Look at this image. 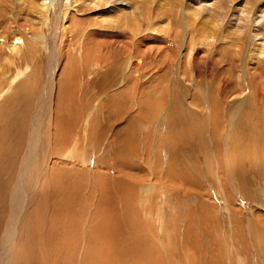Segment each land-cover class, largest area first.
Instances as JSON below:
<instances>
[{
	"label": "rangeland",
	"instance_id": "rangeland-1",
	"mask_svg": "<svg viewBox=\"0 0 264 264\" xmlns=\"http://www.w3.org/2000/svg\"><path fill=\"white\" fill-rule=\"evenodd\" d=\"M9 1L14 3L12 0H5L3 4H9ZM75 4L74 6L78 9L72 13L70 12L67 22L65 20L60 23V25L62 23L63 24L60 26L57 41L60 51V60L58 61L59 67L57 70V73H59L56 78H58L57 80L65 79L67 77V72L72 74L75 73L76 75L79 67H75V65L78 61L83 62L85 60V53L90 52V54H93L95 52V55L92 56V61L89 63L92 64L91 67L88 68V70H90H84L87 71V84L89 81L92 87L84 88V81L81 83L77 81L76 83L79 84L75 85L77 87H72V89L69 87L71 85H64L67 86L65 88V93L68 94V100L64 98L61 100L60 97L58 98V95H56V101H54V107L52 109V116L53 113L54 116L53 120H51V128L54 132V140L51 142V149L57 156L56 158L52 156V165L53 167L56 166L57 168H61V164L63 162L64 166L62 165V168L65 166L74 168L76 164L78 165L81 164V162H84L80 168L85 169L83 171L89 172L87 174L89 176V181L79 178V183L86 188V192L83 195L85 202L88 201V212H92V215L93 208L101 211L103 209V202L109 200V203H106L105 221L107 220L108 215L109 218L112 215L113 219L109 228L106 229L105 232H103V229L101 228L96 230L98 235H106L107 237L117 239V236L111 234L110 231L113 226L118 225L117 217L122 215L121 218L123 221L121 222L122 225L118 232H132L133 236L130 240H133V245H137L135 236H138L140 246L138 245L135 247L137 251L143 249L144 252L149 250L153 252L149 258H146V260L142 258L138 261L135 260V262L132 261L131 264H148L150 259L151 262H153L156 258L154 256V250L158 253V258L156 259L160 260L164 259L166 257V253H168V264H180L179 262L182 260L185 261V264H264V252H262L264 251L262 250L264 249V239L262 238L261 240H258L259 243L257 240L251 241L252 233H258V229L264 228L262 225L264 224V210L262 211L261 209H264V203H262L264 202V176L262 175L258 177L260 180L258 182L259 184H257L254 188V186H245L246 183H244L242 180L243 178H241L243 174L240 173L239 175L238 173V177L241 181V192L239 185L238 188L232 186L226 172V164L224 160V140L230 139L228 124L234 119V114L237 108L241 105V100L236 101L235 99L237 92H241V88L236 85L234 78L238 79L240 68L237 64H240V60H242L241 58L243 56H237L238 52L236 51V47L231 46L233 42L229 47L227 44L230 43L229 41L224 42L226 44L221 41L224 38H234L233 40H235L238 37H242L246 40L247 36L239 35L231 31L229 28L231 26L230 19L225 20L222 25L219 24V27L217 28L218 30H215L216 28L213 27L214 29H212V34L216 36L217 41V45H215L214 49V56L217 58L220 57V60H217L214 57V59L209 62L210 65L206 62L208 65L207 69L205 64L203 65L204 60L198 62V58L196 60L194 59V67L192 68V72H190L188 69H184L186 67L183 65L185 58H178L181 62H183L181 64L177 61V57L181 55L179 52L180 48H182L181 46L185 48L190 42L189 39H191L183 37L185 35L181 28L182 21L180 17L182 16L183 11V9H181L182 6L181 8L180 6H172L170 10L165 13L163 12V14H161V12L157 9L153 10L151 14L146 12L148 20L140 25L141 27L137 34L135 33L134 41L131 42L132 48L128 49L127 53L133 50V58L135 60L144 57V53L154 51L155 54H151L143 58L145 64L143 67L149 66L150 68L147 70L152 74V76L148 78L149 80L145 79L143 76L141 78L142 80L136 77L137 80L140 81L139 85L134 89H125L124 85L127 83H120L121 74L107 75L108 72L106 73V69H102V65L104 68L107 66L106 63L109 62V52L106 50L107 46H109V42L108 39L105 40L104 37L117 34L120 38L128 41L132 37V34H130L127 30L128 25L115 31L111 28H102L98 24H94V19L92 17L93 12L90 9H87L84 0H75ZM20 7L21 8H19V10L23 8L22 5ZM102 8L106 9L108 7L102 4ZM194 8L196 7L194 6ZM23 9L27 10L24 12H28L29 10L26 9V7ZM112 9L113 7L110 6V8H108V14L102 16L104 21L109 22L111 20L108 18V15L114 12ZM202 10L203 9H201V11ZM203 11L204 12H200L201 15L208 14L207 11L206 13L205 10ZM51 12L53 13V10H51ZM124 12L129 11L122 10L119 13ZM50 16L52 17L51 13ZM21 19L15 24L11 23V21L9 22V20H7L4 24L0 23V34H8L9 32H12L14 28H18V26L20 29L26 30L33 25L32 27L36 29H34L35 32L41 30L37 24L31 23V21L24 22ZM233 19L235 20V18ZM65 24L66 26H69L67 33ZM160 24L162 27H160L161 30L156 29L159 28L158 26H160ZM196 24L199 25L197 26ZM153 25H156V28ZM208 26L209 24L203 26L196 21L191 27V32L194 35L203 34L201 28ZM152 28L155 29L153 30ZM163 28L166 29V33H160V31H163ZM197 28H199V33L197 32ZM48 29L49 28L46 26H43L42 28V33L45 37L48 36ZM116 39L121 41L118 37ZM31 40L29 46L33 45L35 49H31V55L28 56L27 54L22 58L26 61V58L28 57L27 60L33 61L32 63L35 64L32 65L31 78L27 82L20 85L17 93L11 91L8 92V94L11 95L10 97L13 99L11 101H15V104L16 101L19 103L20 100L22 104L24 101H28L25 105H21L22 108L16 104L15 109H11L19 112L20 114L17 118L22 119L19 121L17 118H13L11 114L10 121L5 122L6 125H4L3 122L0 123L3 128L6 127L5 131L1 130L3 128H0V134L3 136L5 135L4 137H6L7 141L6 144L5 140H0V150L3 149L1 150L2 152L0 151V166L2 163V166L4 165L3 167H0V173H2L0 175V181H2L0 184L4 185H0V202H2L0 204V264L4 263L8 223L13 217L15 218L13 225L14 231L12 232L11 229L8 233L13 235V238L8 244V246L12 244V250L10 251L11 259L7 264H16L17 261H27L32 258V253L27 248L26 229L29 227L28 222L36 216L33 215V213L38 207L33 205L37 201H35L30 207L25 206L21 211L22 214L12 215L13 197L16 192L21 174V164L25 155V147L23 148L22 146L26 145L27 147V143L29 141L28 139L30 138L29 135L32 133L33 128L32 122L33 114L36 110L35 104L40 91L47 85L45 83L48 77L46 73L47 71L45 70L48 63V55L46 51H44L46 50L44 47L45 43L34 39ZM68 40H70V42ZM246 43L245 53L243 52L244 56L246 55V51L249 47V40H247ZM79 45H82L84 49L82 55V50L79 49ZM110 52L113 54L115 53L112 49H110ZM156 54H158V56ZM72 56L79 57V59L77 61L72 60ZM1 58L4 59L2 50H0V61L3 62ZM122 59L111 61L112 65L114 63L121 64L122 70L120 71H123L126 63L125 59ZM231 61L232 63H229ZM211 63L215 71L213 80L207 78ZM93 64L97 67H94ZM10 67L13 71L15 70L14 65L12 67V64H10ZM176 67L179 68V71H177L176 74H181L182 78H184L181 80L182 83L177 82L176 80L174 81L173 76H175ZM186 70L187 73L185 72ZM229 70L232 72L230 75L232 76L233 81L232 78H230V82L228 83L229 86L226 88V99L224 100V98H222L221 100L217 87L220 83L221 76ZM193 72H195L197 84H189L188 80L192 81L191 74ZM249 75L250 73L247 74V77ZM129 77L135 76L131 75ZM185 80L186 82H184ZM206 80L207 82H205ZM212 82L215 83L211 84ZM231 82L235 84L236 90L232 89ZM176 83L178 86L176 85L175 87ZM209 83L210 85H208ZM185 84L187 87H183ZM253 85L255 87H259V83L257 81H253ZM59 87L60 85L57 86V89ZM198 87L200 89H198ZM83 88L84 90H82ZM260 89H262V86ZM260 93L264 95V91H261ZM87 94L88 96H85ZM231 94L234 95L231 97ZM72 95H75L76 99ZM117 95H120L121 97ZM263 95L261 99H263ZM83 96H85L86 102L81 101V97ZM116 96L117 98H115ZM58 100L61 102H72L71 104H65V112L70 113L69 108H71V110L73 109V112H79L80 109H83L80 110L83 120L87 117V114L91 112V115H89V121H86L85 126L83 127V123H77L74 124V129L72 130L69 124H64V133H60V131L55 129L58 122L57 113L60 104V102L58 104ZM214 103H216V105ZM236 103L238 104L236 105ZM84 104H86V106H84ZM218 104L220 106H218ZM208 105L209 108L207 109L206 107ZM225 105L227 107H225ZM232 105L234 107H232ZM216 106L219 107L220 112L217 115V112L214 110L215 113L213 117H211L214 112L212 111V113H210L212 107L215 108ZM249 107L250 105L246 103L243 108V126H246V123L248 124L253 121L252 116L250 115L251 108ZM251 107H253V105H251ZM254 108L260 111L258 114L260 118H258L259 121H261L262 110L260 109V106L257 108L255 105ZM163 112L169 115L167 119H163L165 116ZM216 116H219V125L212 122V118ZM259 121L256 117L255 123L257 130H260L259 127L263 126L259 123ZM201 126L205 130L201 129ZM60 129L61 126L59 127V130ZM200 129L205 131L204 135L202 132L201 134L199 133L201 131ZM22 130H24V136L27 135L26 137L19 134ZM76 130H78V132ZM9 132L13 133L10 134ZM74 132L78 135V138H75L76 141L73 143L72 136L70 143L68 144L67 138L73 135ZM211 132L214 133L210 136ZM223 133L224 137H221V134ZM243 133L244 131L239 129V139L237 143L240 140V135H243ZM207 136L213 138L209 139L213 141L208 142ZM24 138L27 140V143L26 141H23ZM66 143L67 146H65ZM260 145L259 139L255 146L259 149V151H256L258 155L260 153V149H262ZM14 149L20 150H17L16 153ZM64 152L66 155L69 154L67 156L69 163L72 162L70 160L74 159L72 165H65L64 162L67 160L65 159L64 161ZM4 157L7 158L8 161ZM72 157L73 159H71ZM243 157H245V155H243ZM258 158L260 160L258 161L257 159V161L262 164V157ZM11 162H13V164H11ZM216 166L219 167L217 168ZM51 171L52 170H50L49 174H46L43 178L41 198L43 197L44 202L46 193L45 190L48 185L47 179L51 176ZM97 171H100L99 174L102 176L104 174L105 178L103 177V180L108 179L106 187L99 188V178H97L95 174L98 173ZM122 174L124 176H122ZM109 175L110 177L113 176V178L110 179ZM3 177L6 178L4 179ZM217 179L220 180V183H218ZM137 180L138 182H136ZM135 182L136 184L134 185ZM72 184L75 185L73 182ZM1 187L5 188L1 189ZM82 190L83 188L81 187V192ZM3 196L4 198L7 197L8 201L6 200L7 198H2ZM131 196L134 197V200L132 201ZM135 196H137V199ZM114 199L116 200L114 201ZM7 202H9V205ZM247 204H249L250 207ZM261 204H263V207ZM91 205L94 207L92 208ZM107 205L109 206L108 211ZM258 205L260 207H258ZM113 207H115V209ZM257 207L260 211L256 210L258 209ZM246 208H248V210H246ZM251 208H256L255 211L259 215H257L258 217L255 216L256 212L252 211ZM240 209L242 210L241 212ZM249 209L251 210L250 213ZM245 215L247 218L250 215L251 219H247L246 217L244 218ZM85 216L86 215L78 218L79 223L85 220ZM134 216L137 217V219H135ZM126 217L128 220H126ZM254 218H258L257 221ZM65 219V216L57 215L56 213L43 215L42 224L37 229L38 244L36 245L34 251L37 255L43 251L50 252L54 249L63 248L67 245L68 237L66 235V231L68 225L65 223ZM129 219L132 220V222ZM252 219L253 221H251ZM89 221L91 225L94 226L95 221L91 216H89ZM254 222H257L258 224L260 222L262 226L260 224L258 226ZM244 227L248 228L245 230ZM250 228L251 230H248ZM247 230L248 232H246ZM139 233H141V235ZM247 235L250 237L248 238ZM238 236L242 240L239 239ZM133 237L134 239H132ZM144 237L146 239H144ZM113 239H111L109 247L107 244L105 253H108L110 248H112V246L116 243ZM188 241H190L189 245ZM236 249L238 250L237 253L235 251ZM258 250L260 251L258 252ZM123 254L124 252L120 253V256ZM145 254L149 255V253ZM259 256H261V258H259ZM131 257L137 259L136 256ZM221 258L225 260H223L225 263L222 262ZM227 259L229 260L227 261ZM68 261H71L74 264L77 259L75 257H71ZM118 262L119 264H123L119 259Z\"/></svg>",
	"mask_w": 264,
	"mask_h": 264
},
{
	"label": "bare ground",
	"instance_id": "bare-ground-1",
	"mask_svg": "<svg viewBox=\"0 0 264 264\" xmlns=\"http://www.w3.org/2000/svg\"><path fill=\"white\" fill-rule=\"evenodd\" d=\"M4 1L5 0H0V23L4 24L7 22V20H9V22L11 21V23L15 24L22 18L21 20L24 22L31 21V23L37 24L39 26V28H41V30L35 32L34 31L35 28L32 27L33 25L30 23L32 25L31 26L32 28L30 27V28H27L26 30H22L19 28L18 25H16V26H18V28H14L12 30V32H9L8 34L6 32H5L6 34H0V50H2V54L4 57V59L1 58L3 60V62L0 61V119H1L0 123L3 122L4 125H6L5 122L10 121L11 114H12L13 118H17L20 113L17 112L16 110H11V109H13V108L15 109L16 104L18 106H20V108H22L21 105H25V103L28 102L26 100L22 104V102L20 100L19 103L16 101V104H15V101H11L13 99L10 97L11 95L8 94V92L11 91V92L17 93L20 85L27 82L31 78L32 65H35V64L32 63L33 61L27 60L28 57L26 58V61L22 59L24 57V55L25 56L27 54H28V56L31 55V52H30L31 49H33V50L35 49L33 45L29 46L30 40L34 39V40H38L40 42L41 41L44 42L45 43L44 47L46 48V50H44V51H46V53L48 55L47 56L48 57V59H47L48 63L46 65V69H45L47 71L46 73L48 76L46 79V83H45L47 85H46V87H43V89L40 91L39 97H38L37 102L35 104L36 110L34 111V114H33V122H32L33 128H32V133L30 132L31 134L29 135L30 138L28 139L29 140L28 143H27V140H25V138L23 139V141H26L27 147H26V145L22 146L23 148L24 147L26 148V149L24 148V150H25L24 154L25 155H24V158H23L22 164H21V174H20V178H19L18 185L16 188V192H15L14 197H13L12 215L22 214L21 211L25 206L30 207V206H32V204L35 201H37L33 205V206L38 207L36 209V211L33 213V215H36V216L33 217L28 222L29 227L26 229L27 230L26 231L27 248L32 253V258L27 260V261H17L16 264H73L71 261H68V259L71 257H75L77 259V261L74 264H119L118 259L123 264H131L132 261L135 262V260L138 261V260H141L142 258H144L146 260V258H149L153 254V252H151L150 250L144 252L143 249H140L139 251L136 250L135 247L139 245L138 236H135V238L137 240V245L136 244L133 245L134 244V243H132L133 240H130V238L133 236L132 232H118L119 228L122 225L121 222L123 221V219L121 218L122 215H119L117 217L118 218L117 219L118 225L113 226V228L110 231L111 234H114L117 236V239L107 237L106 235H98V232H96V230L98 228L103 229V232H105V230L109 228V226L112 222L113 216L111 215L109 218V215H108V218L105 221V219H106V203H109V200H106L103 202V209L101 211H99L96 208H93L94 206L91 205L93 208V215H92V212H88V201L85 202V198L83 195L86 192V188L83 187L82 185H80V183H79V178H83L86 181H89V176L87 175L89 172L83 171L85 169L80 168L82 166V164H84V162H81V164H78V165L76 164L74 166V168H70L67 166L62 168L63 162L61 164V168H57L56 166L53 167V165H52L53 164L52 163L53 162L52 156H54L55 158L57 156L56 154H54L52 152V149H51V145H52L51 142H52V140H54L53 139L54 132L52 131V128H51V120H53V116H54V113L52 116V109L54 107V101H56L55 100L56 95H58L57 97L58 98L60 97L61 100L63 98L68 100L67 99L68 94L65 93V88L67 86H64V85H71L69 87L72 89V87L79 84V83L78 84L76 83L77 81L80 83L82 81H84V86H83L84 88L85 87H92V85H90L89 81L87 84V80H86L87 71H84V70H88V68L91 67L92 64H89V63L92 61L91 59H92V56L95 55V52L93 54H90V52H87L88 54L85 53L84 54V57H86L85 60L83 62L78 61V63L75 65V67H79V69L76 72V75H75V73L72 74V73L67 72V77L65 79L57 80L58 78H56L57 74L59 73V72L57 73V70L59 67L58 61L60 60L59 59L60 51H59V47L57 45V41H58V37H59L60 26H62V24H63L62 23L60 25V23L62 21H65V20L67 22L70 12L72 13L78 9L74 6L75 0H12V2H14V3H11V1H9L10 3L6 4V5L3 4ZM84 3L86 4L87 9H90L93 12L92 17L94 19L93 22L95 25L98 24L102 28H108V29L111 28V29H113V31L119 30L121 27L128 25L127 30L130 34H132L131 35L132 39L130 38L128 41H125L123 38H120V36L117 34L116 35L112 34V35H109L107 37H104V39L105 40L108 39V42H109V46H107V48H106L107 52H109V55H108L109 62L106 63L107 66H105L104 68H103V65L101 64L102 69H106L105 70L106 73L108 72L107 75H118L119 73L121 74L120 83H127L126 85L123 84L125 86V89L136 88L140 82L137 80V78L141 79L143 76L145 79H148L149 77L152 76V74L147 70L150 67L149 66L143 67V65H145L143 58L147 57L148 55L155 54L154 51H149L148 53H144V57H141V58H138L135 60L133 58V50H131L129 53H127L128 49L132 48L131 42L134 41L135 33L137 34L138 30L141 27L140 25L148 20V16L146 15V12H148V14L149 13L151 14L153 12V10L157 9L161 12V14H163V12L165 13L168 10H170L172 8V6H180V8L182 6L181 9H183V11H182V16H180V17H181V21H182L181 28L184 31V35H185L183 37L184 38H191V39H189L190 42L188 45L186 44L187 46L185 48L183 46H181L182 48H180V51H179L181 55L177 57V61L181 64L183 62H181L180 59H178V58H180V57L185 58L183 65H185L186 67L184 69H188L190 72H192V68L194 67L193 62L197 58L199 60L198 62L204 60L203 65L205 64L207 69H208L207 64L210 61H212V59H214V57H215L214 56V49H215V45H217V41H216V36L214 34H212L213 33L212 29H214L213 27L216 28L215 30H218L217 28L219 27V24L222 25V23L225 20L230 19L231 26L229 28L231 29V31H233L234 33H237L239 35H244V36L246 35L247 36L246 40L242 37L237 38L235 36L237 38L235 40H233L234 38L233 39L224 38L221 41L222 43L229 41L230 43H227L229 47L233 42V44L231 46L236 47V51L238 52L237 56H240V57L243 56L241 58L242 60H240V64H237L238 67L240 68V73L238 75V79L234 78L236 85L240 86V88H241V92H237V95H236L237 98L235 96V99H236V101L241 100V105L237 108V110L234 114V119L231 122H229V124H228L230 139L224 140V151H225L224 160H225V164H226V166H225L226 172L228 174V177L230 179L232 186L238 188V185H239V187H240L241 181L238 177V173H239V175L241 173V174H243V176L241 175L242 176L241 178H243L242 179L243 182L246 183L245 186H247V185L249 187L254 186V188H255L256 185L259 184L258 182L260 181L258 177L262 176V175L264 176V153H263L264 152V95L260 93L261 91H264V78H263V73H264V0H84ZM102 4L106 5L108 8H110V6L113 7L112 10L114 12H112V13H110V15H108V18L111 19L109 22L104 21L102 19V16H105L109 12L108 8H106V9L102 8ZM21 5L23 6V8L26 7V9H29L28 12H24L27 10H25L23 8L19 10V8H21L20 7ZM194 6L196 8H194ZM201 9L205 10V13L207 11L208 14L207 15H201L200 12H204L203 10L201 11ZM51 10H53V13L51 12ZM122 10L129 11V12L119 13ZM50 13L52 14V17L50 16ZM179 13H180V11H179ZM158 14H159V12H158ZM170 14H171V12H170ZM202 14H204V13H202ZM233 18H235L236 21ZM196 21L203 26H206V24H209L208 27L201 28L203 34L194 35L191 32V30H192L191 27H192L193 23ZM106 23H107V25H106ZM196 25L198 26L199 24H196ZM43 26H46L49 28L47 37H45L44 34L42 33ZM65 26H66V24H65ZM154 27L156 28V25ZM158 27L159 28H156V29L161 30V28H162L161 24ZM66 28H67L66 29V33H67V30H69V26H66ZM197 32L199 33V28H197ZM160 33H166V29L163 28V31H160ZM117 37L121 41H118L116 39ZM229 37H230V35H229ZM218 39H219V36H218ZM247 40H249V44H248L249 47L246 51V55L244 56V53L246 50ZM68 41L70 42V40H68ZM234 41H236V42H234ZM106 43H107V41H106ZM224 44H226V43H224ZM34 45H35V43H34ZM219 48H221V47H219ZM79 49L82 50L81 51V55H82L83 50H84L83 46L79 45ZM110 49H112V51H115V53L114 54L111 53ZM90 50H93V49H90ZM102 50H103V47H102ZM156 55L158 56V54H156ZM75 56L74 57L72 56L71 59L77 61L79 59V57H75ZM122 58L125 59L126 63L124 65L123 71H120V70H122L121 64L114 63L112 65L111 61H115V60L122 59ZM215 58L217 60H220V57L219 58L215 57ZM206 62H207V64H206ZM229 63H232V61ZM10 64H12V67L14 65V67H15L14 71L10 67ZM93 65H94V67H97V66H95V64H93ZM209 65H210V63H209ZM178 69L179 68L176 67L175 74H174L175 76H173L174 81L176 80L177 82L182 83L181 80L184 78H182L181 74H176L177 71H179ZM231 70H229L225 74L223 73L224 75L221 76L220 83L219 84L217 83L218 84L217 90L219 91L218 94H219V97L221 98V100H222V98H224V100L226 99V97H225L226 96L225 95L226 94V88L229 86L228 83L230 82V78H232V76L230 75L232 73ZM185 72L187 73V70ZM90 73H91V71H90ZM246 73L247 74L250 73V75L247 77ZM131 75H134L135 77H129ZM214 76H215V71H214V69L212 67V63H211V66L209 69V75L207 78H209L210 80H213ZM251 76H253V77H251ZM195 77H196L195 72H193L191 74L192 81L188 80L189 84H197V82H196L197 79ZM111 78H113V77H111ZM144 78H143V80H144ZM132 79H134V80H132ZM178 79H179V81H178ZM22 81H24V82H22ZM232 81H233V78H232ZM253 81H257L259 83V87H255L253 85ZM184 82H186V80ZM205 82H207V80ZM214 83L215 82H212L211 84H214ZM109 84L111 85L110 82H109ZM202 84H203V82H202ZM59 85H60V87L57 89V86H59ZM176 85L178 86L177 83L175 84V87H176ZM208 85H210V83ZM185 86H186V84L183 85V87H185ZM231 86H232L233 90H236L235 84L233 82H231ZM261 86H262V89H260ZM75 87H77V86H75ZM196 87H197V85H196ZM84 88L82 90H84ZM185 89H184V91H185ZM198 89H200V88L198 87ZM178 90H180V89H178ZM204 91H202V92H204ZM84 92H83V94H84ZM86 92H88V91H86ZM120 95H117V96H120ZM233 95L234 94H231V97ZM262 95H263V99H261ZM85 96H88V94ZM85 96L81 97L82 102L83 101L86 102ZM117 96L115 98H117ZM73 97L75 98V95ZM87 99H89V98H87ZM228 99H229V97H228ZM232 101H234V100H232ZM59 102H60V104H59ZM66 103L71 104L72 102L71 103L61 102L58 100V104H59L58 113H57L58 122L55 126V129L60 131V133H64L63 132V125L64 124H69L70 128L72 130L74 129V124H77V123H83V127H84L86 124V121H89V118H90L89 115H91L90 114L91 112H89L87 114V117L84 118V120H83V117H81V112H80V110H83V109H80V110L78 109L80 113L79 112H73V109L71 110V108H69L70 113L65 112L64 106ZM246 103L250 105V107H249V108H251L250 109L251 110L250 115L252 116L253 121L250 120L251 121L250 123H248V124L246 123V126H243L244 125L243 120H242V118H244L243 117V108H244V105ZM190 104L192 105L191 102H190ZM214 104L216 105V103H214ZM237 104L238 103H236V105ZM191 105H190V107H191ZM226 105H225V107L228 106V105L227 106ZM251 105H253V107H251ZM255 105L257 106V108L260 106V109L262 110L261 111V114H262L261 115V121H259L260 116L258 115L260 113V111H258L257 109L254 108ZM80 106H83V105H80ZM84 106H86V104H84ZM218 106H220V105L218 104ZM218 106H216L215 108L212 107V110L210 113H212V111L215 110L217 112V115H218V113L220 112V109ZM232 107H234V106L232 105ZM196 108H198V107H196ZM206 108L208 109L209 105ZM254 109H255V111H254ZM215 111L213 112L211 117H213ZM168 116L169 115H167V113H166L163 119H167ZM256 117H257L259 123L261 125H263V126L259 127L260 130L256 129V123H255ZM201 118H202V116H201ZM21 119L17 118V120H19V121ZM245 119H246V117H245ZM212 122H214V124L217 125L219 122V116L212 118ZM60 126H61V129L59 130ZM0 128H3V126L1 124H0ZM5 128H3L1 130L5 131ZM210 128H211V125H210ZM201 129H204V128L202 127ZM239 129H242V131H244V133H243V135H240L241 136L240 140L237 143V141L239 139L238 138ZM26 131H28V130H26ZM76 131L78 132V130H76ZM245 131H246L247 135H246ZM83 132H84V130H83ZM201 132L203 135L205 134L204 133L205 131L201 130L199 133L201 134ZM214 132H216V131H214ZM214 132H211L210 136ZM9 133H8V135H9ZM12 133H10V134H12ZM19 134L23 135V137L27 136V135L24 136V130H22ZM4 136L0 134V140L3 139L6 141V137H4ZM72 136H73V138H72L73 143L76 141L75 138H78V135L74 132L73 135H71L69 138H67L68 144L70 143V139ZM210 136H207L208 142L213 141V140H209V139H213V138H210ZM12 137H13V135H12ZM221 137H224V133L221 134ZM259 139H260V144H261L260 147H262V149H260V153L258 155V153L256 151H259V149H257L255 146L257 144V141H259ZM6 144H7V141H6ZM65 146H67V143ZM211 149H212V147H211ZM1 150H3V149H1ZM17 150H20V149H17ZM17 150L14 149V151L16 153H17ZM63 154L65 157V158L63 157L64 161H65V159L67 160L66 162H64L65 165H72V163L74 162L73 157L71 158L73 160H70L72 162L69 163L68 162L69 159L67 157L69 154L66 155L65 152ZM243 155H245V157H243ZM257 156L262 157L261 158L262 164L258 162L260 159ZM5 159H7V158H5ZM257 159H258V161H257ZM224 160H223V162H224ZM7 161H8V159H7ZM50 161H51V165H50ZM9 162H10V160H9ZM13 162H15V161H13ZM13 162H11V164H13ZM119 162L122 163L121 161H119ZM2 164H1V166H2ZM50 170H52V171H51V176L48 177V179H47L48 185L46 186V190H45L46 193H45V202H44L43 197L41 198V189H42V185H43V178L46 174H49ZM97 172L98 173H95V174H96L97 178H99V183H98L99 188L106 187L108 179L103 180L105 178L104 174L102 176L101 174H99L100 171H97ZM1 174L2 173H0V175ZM122 176H124V175L122 174ZM109 177H110V175H109ZM209 177H211V176H209ZM3 178L5 179L6 177H3ZM112 178H113V176L110 177V179H112ZM217 181H218V183H220V180L217 179ZM0 182H2V181H0ZM72 182L75 185H73ZM136 182H138V180ZM136 182L134 183V185L136 184ZM0 185H3V184H0ZM81 187L83 188L82 192H81ZM137 187H138V185H137ZM2 188L4 189L5 187H1V189ZM133 189H135V188H133ZM240 190H241V187H240ZM241 192H242V190H241ZM132 194H134V193H132ZM136 197L137 196H135V198ZM2 198H4V196ZM6 198H4V199H6ZM6 200L8 201V198ZM115 200L116 199H114V201ZM132 200H134L133 196H131V201ZM168 201H169V198H168ZM9 202H11V201H9ZM9 202H7L8 205H9ZM41 202H42V204H41ZM1 203L2 202H0V204ZM262 203H264V202H262ZM80 204H82V205H80ZM247 205L250 207L249 204H247ZM254 205H256V204H254ZM2 206H3V204H2ZM261 206L263 207V204H261ZM258 207H260V206L258 205ZM113 208L115 209V207H113ZM251 209H252V211H255L256 208L255 209L251 208ZM261 209H262V211L264 210L263 208H261ZM108 210H109V206L107 205V211ZM246 210H248V208H246ZM256 210L260 211L259 208ZM238 211H239V209H238ZM241 211L242 210L240 209V212ZM250 211L251 210L249 209V213H250ZM51 213H56L57 215H63L66 217L65 223L68 225V228L66 231V235L68 237V243L63 248H57V249H54L50 252L43 251L39 255H37L34 252L35 247L38 244L37 229L42 224L43 215H48ZM252 213L255 214L254 212H252ZM84 215H86L85 220L83 222L79 223L78 218H81ZM257 215L258 214L256 212L255 216H257ZM89 216H91L94 219V221H95L94 226L91 225V223L89 221ZM245 217L247 218L246 215L244 216V218ZM263 217H264V215H263ZM248 218H250V215ZM135 219H137V217H135ZM257 219H255V220L257 221ZM261 219H263V218H261ZM14 220H15V218L13 217L12 219H10V221L8 223V233L11 229H12V232L14 231L13 230ZM126 220H128V218ZM132 220H130V221L132 222ZM251 221H253V219ZM127 223H128V221H127ZM238 223H239V221H238ZM254 223L257 224L258 226L260 224V222H259V224L257 222H254ZM262 225L264 226V224H262ZM247 228H245V230ZM248 230H251V228ZM248 230L246 232H248ZM8 233L6 235L7 243H6V247H5V251H4V263L3 264H7L8 261H10V259H11L10 251L12 250V244L9 246H8V244L11 241V239L13 238V235L8 234ZM250 233H251V231H250ZM139 234L141 235V233H139ZM244 237H246V236H244ZM249 237L250 236H248V238ZM251 238H252L251 241L252 240L258 241V240H261L262 238L264 239V228L258 229V233H254V234L252 233ZM111 239L115 240L116 243L112 246V248H110L108 253H105L106 248H107V244L109 247ZM132 239H134V237ZM144 239H146V238L144 237ZM239 239H241V238L239 237ZM190 241H188V245L190 244ZM194 243H195V241H194ZM258 243H259V241H258ZM262 246H260V247L263 248L264 246L263 247ZM99 247H100V249H99ZM98 249H99V252H98ZM262 250H264V249H262ZM235 251L237 253L238 250L236 249ZM259 251L260 250H258V252ZM122 252H124V254L120 256V253H122ZM262 252H264V251H262ZM145 253H149V255H147ZM75 254H76V256H75ZM261 255H262V253H261ZM131 256H136L137 259H134ZM154 256L156 258H158V253L156 250H154ZM211 257H213V256H211ZM156 258L153 262H151V259H150L148 261V264H151V263L152 264H168L169 254L166 253V257L162 260L156 259ZM227 258H228V255H227ZM259 258H261V256H259ZM223 260L224 259H222V262L225 263L224 262L225 260L224 261ZM228 260L229 259H227V261ZM179 263L185 264V261L182 260ZM238 263H240V262H238ZM220 264H222V263H220Z\"/></svg>",
	"mask_w": 264,
	"mask_h": 264
}]
</instances>
